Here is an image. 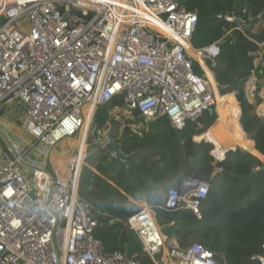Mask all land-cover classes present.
<instances>
[{
	"label": "built area",
	"instance_id": "1",
	"mask_svg": "<svg viewBox=\"0 0 264 264\" xmlns=\"http://www.w3.org/2000/svg\"><path fill=\"white\" fill-rule=\"evenodd\" d=\"M248 12L241 7L240 16L238 8L221 14L240 25L224 27L221 39L198 48L193 44L198 11L182 0H0L5 140V146L0 142V264H141L135 256L105 249L94 234L95 208L80 196L90 142L106 149L111 141L108 129L94 124L97 108L122 99L113 115L140 137L159 117L179 130L199 123L218 102L201 60L214 62L222 54L221 41L236 30L250 38L244 27L261 13L250 18ZM252 40L259 50L249 80L264 73V41ZM196 63L204 74L195 70ZM217 89L221 94L218 84ZM15 106L22 108L23 119L2 124L4 110ZM136 111L143 125L134 120ZM81 136L69 175L51 174L52 152ZM212 144L214 162L220 163L229 150L222 153ZM260 152L264 155V148ZM210 189L208 181L190 178L169 187L162 205L144 206L128 218L125 225L141 240L149 264H227L199 242L182 246L156 219L157 208H184L202 218ZM262 249L252 256L259 264H264V242Z\"/></svg>",
	"mask_w": 264,
	"mask_h": 264
},
{
	"label": "trees",
	"instance_id": "2",
	"mask_svg": "<svg viewBox=\"0 0 264 264\" xmlns=\"http://www.w3.org/2000/svg\"><path fill=\"white\" fill-rule=\"evenodd\" d=\"M182 1L189 9L198 11V25L193 36L195 47L221 39L223 28L230 23L219 16L232 10L235 0ZM244 1L248 2L253 15L264 11V0ZM254 27L246 32L247 35L263 42L264 21ZM250 38L234 31L231 37L221 41L222 54L214 62L208 60L206 65L210 67V77L216 80L217 92L218 84L222 101L236 106L234 111H227V105H222L224 124L227 128L233 127L235 139H241L245 132L248 143L263 151L264 116L255 111V104L249 101L245 90L250 71L258 60L255 52L259 50ZM195 70L204 74L197 63ZM258 74L261 77L260 71ZM261 91L259 84L258 103L262 102ZM122 105L123 100L119 98L100 105L94 124L105 129V125L111 123L108 136L114 142L123 140L121 148L131 154V166L112 157L99 143L90 142L88 150L92 148L93 152L87 151L80 178V196L97 211L99 224L94 234L105 249L120 250L135 256L141 264H149L141 240L125 225L130 216L142 209L132 199H146L162 205V186H176L183 179L198 174L211 184L209 196L201 207L202 218L184 208L174 211L157 208V216L162 225H166L163 232L176 236L182 246L199 242L227 264H259L252 256L263 251L264 162L253 152L229 145L227 158L215 163L212 143L218 145L219 142L209 138L207 141L212 143L205 142L202 141L205 137H198L216 124L217 116L208 111L203 113L199 123L188 122L181 130L174 128L167 117H159L148 124L143 137L132 134L127 127L120 134L122 123L115 119L113 110ZM219 151L222 152L220 146ZM251 172L252 176L243 178Z\"/></svg>",
	"mask_w": 264,
	"mask_h": 264
},
{
	"label": "crops",
	"instance_id": "3",
	"mask_svg": "<svg viewBox=\"0 0 264 264\" xmlns=\"http://www.w3.org/2000/svg\"><path fill=\"white\" fill-rule=\"evenodd\" d=\"M256 27H254V28H256ZM260 75H261V77H259V74H257V77L255 79H250V80L248 79V81L245 84V89H246V94H247V97H248L249 101L251 103L255 104V107H256L255 108V111L259 115H261V116L263 115L264 116V73H261ZM211 81H212V85H213L215 91L217 92V90H216V80L213 79L212 76H211ZM259 84H261V86H262V91H261V99H262V102L261 103H258L257 102V92L256 91H257V85H259ZM252 87L255 88V91L250 92V89ZM216 111H217L218 119L216 121V124L210 127L212 129H215V131H214V133H215L214 134V137H208V136H206V133L205 132L202 133V135H199L198 137H205L206 139L209 138L208 140H210V139H216L219 142V144L217 145V147H218V149H219V146L221 147L222 153H224L227 150V147L229 145H237L239 147L246 148V149L250 150L251 152L257 154L256 156H258L264 162V158H263L261 152L248 143V141H247V137L248 136L246 135V133L245 132H242V134L240 136L241 139H239V140L235 139L234 138V135H233V133H234L233 132L234 131L233 127L227 128L226 125L224 124L225 121L222 119V110L219 111V109H216ZM218 111H219V113H218ZM240 117H241V115H240ZM230 119L232 120L233 118H230ZM117 121H120L122 123L121 129H120V134H122L123 129L126 127L125 126V123L122 120H118L117 119ZM137 122H139V121H137ZM9 124H10V122H9ZM111 126H112L111 123L108 122L105 125V129H108V132H109ZM145 128L146 129L148 128V124L146 125ZM220 129H222V132L220 131ZM144 134H145V132H144ZM198 142H200V141H198ZM111 156H112V154H111ZM92 169L96 173H99L97 169H95L93 167H92ZM65 175L68 176L69 173L68 174L65 173ZM190 178H193V176H190V177H187V178L183 179L180 183H178V185H180L182 183H186L187 181H189ZM178 185H176V186H178ZM167 189H168V186H162L161 187V193L163 194V199H164V197L166 195ZM132 201H134L135 203L139 204L142 207L149 206V205H155V202L149 203L146 199H142V200H138V201L132 199Z\"/></svg>",
	"mask_w": 264,
	"mask_h": 264
},
{
	"label": "rangeland",
	"instance_id": "4",
	"mask_svg": "<svg viewBox=\"0 0 264 264\" xmlns=\"http://www.w3.org/2000/svg\"><path fill=\"white\" fill-rule=\"evenodd\" d=\"M234 8H238V7H248V2L247 1H244L243 3H241V4H239V3H236V5H234L233 6ZM248 10H249V7H248ZM227 11H225V12H222V15L223 14H225ZM226 24V23H225ZM235 25V23H233V24H226V26L227 27H232V26H234ZM194 66H195V64H194ZM202 66L203 67H205L204 69H205V72H206V75L208 76V79H209V83L212 85V81H211V77H210V74H209V68H208V66L206 65V63H204L203 62V64H202ZM217 96H218V99H219V103H218V107H217V109H219V111H221L222 109L221 108H223L222 107V105H224L225 107H226V105H227V111H234L235 110V104H233V103H230L229 101H225V102H223L222 101V98H221V96H220V94H219V92L217 93ZM14 108V109H13ZM12 109H10V108H7V109H5L4 110V112L2 113V115H3V119H2V124H4V123H9L10 121H13V123H18V121L22 118L23 119V112H22V108H20V110H17L18 111V113H17V111L15 110V108H18V107H13ZM85 110V109H84ZM219 111H218V113H219ZM223 111V110H222ZM222 114H223V112H222ZM217 118H218V116H217ZM134 120H136V121H139V122H141L142 123V125H143V121H142V119H140L139 117H134ZM220 131L222 132V129H220ZM131 132V131H130ZM202 141H205V140H202ZM202 141H200V142H202ZM0 142H1V144H3L4 146H5V140H4V137L2 136V135H0ZM206 142V141H205ZM71 144H73V141H72V139H66V140H64L63 142H61L60 144H59V146L52 152V156L50 155V159H47V170L51 173V174H53V175H55V176H59L58 174H62L63 172V170H61L60 171V169H61V165H62V163L61 162H59V157H61V154H59L61 151H63V150H68L70 153V155L74 158L75 156H76V152H78V150H79V148H78V146H77V148H75V147H73ZM78 145H79V141H78ZM74 149V150H73ZM84 149H86V146H85V148ZM71 150V151H70ZM73 150V151H72ZM87 151H90V153H92L93 152V149L92 148H90L89 150L87 149ZM58 154V155H57ZM84 154H85V151H84ZM53 155L54 156H56V157H53ZM52 158H53V160H52ZM56 167V168H55ZM56 169H57V171L58 172H56ZM156 213H158V209H156ZM95 215H97V211L95 210ZM156 219H157V223L161 226L162 225V222H161V220L159 219V217L157 216V214H156ZM165 226L166 225H162V227L165 229Z\"/></svg>",
	"mask_w": 264,
	"mask_h": 264
},
{
	"label": "water",
	"instance_id": "5",
	"mask_svg": "<svg viewBox=\"0 0 264 264\" xmlns=\"http://www.w3.org/2000/svg\"><path fill=\"white\" fill-rule=\"evenodd\" d=\"M235 2L241 4V3L244 2V0H235ZM238 12H239L238 15L240 16V15H241V7H238ZM248 16H249L250 18H253V12H252L251 10H249V12H248ZM263 21H264V11H263L259 16L254 17V18L252 19V21L249 22L248 27H244V29H245V30H252L256 24H258V23H260V22H263ZM235 23L238 24V25H240V21H239L238 19L235 21ZM208 112H210L211 114H215V115L217 116V111H216V109H214V108H212V107L208 109ZM136 114H137L141 119L144 118L143 116L139 115V112H138V111H136ZM122 143H123V140H121V141H119V142L108 141L105 147H106V150H107L108 152H110V153H114V154H115V158H116V159H118V160L124 162L125 164H127V165L130 167V166H131V164H130V157H131V154H127V153H125V152L122 150V148H121ZM241 149H242V148H241ZM243 150H245V149H243ZM245 151H247V150H245ZM247 152H248V151H247ZM252 175H253V172H251V173H249V174L243 176V178H247V177H250V176H252ZM193 178H196V179L202 180V178H201L198 174H194V175H193ZM182 184H183V183H182ZM182 184H180L179 186H181Z\"/></svg>",
	"mask_w": 264,
	"mask_h": 264
},
{
	"label": "bare ground",
	"instance_id": "6",
	"mask_svg": "<svg viewBox=\"0 0 264 264\" xmlns=\"http://www.w3.org/2000/svg\"><path fill=\"white\" fill-rule=\"evenodd\" d=\"M201 62H202V64H203V60H201ZM205 63V62H204ZM216 96H217V92H216ZM217 107H218V103H219V99H218V96H217ZM217 107H216V109H217ZM89 108H90V106L89 105H86L85 106V111L86 112H88L89 111ZM218 116V115H217ZM218 119V118H217ZM214 131H215V129H212V128H210V129H208L205 133H206V136H208V137H214ZM202 135V134H201ZM72 141H73V144H71L73 147H75V148H77V146H78V148L81 146V143H82V136H81V138H79V139H72ZM78 141H79V145H78ZM85 148V144H84V146L82 147V155H81V159H80V166L82 165V163H83V157H84V149ZM239 148H242V147H239ZM242 149H245V150H247L248 152H250V153H252L250 150H248V149H246V148H242ZM74 150V149H73ZM72 150V151H73ZM230 150H233V149H230ZM234 150H236V149H234ZM71 151V150H70ZM228 151V150H227ZM77 153V152H76ZM59 154H61V153H59ZM262 154V153H261ZM260 154V155H261ZM58 155V154H57ZM56 155V156H57ZM56 156H54L53 155V157H56ZM262 156H263V158H264V155L262 154ZM72 160H73V157L70 155V154H65L64 155V157H62V155H61V157H59V162H61L62 163V165H61V169H60V171L61 170H63L62 172V174L61 175H65V173L66 174H68L69 173V167H70V163L72 162ZM66 176V175H65Z\"/></svg>",
	"mask_w": 264,
	"mask_h": 264
}]
</instances>
